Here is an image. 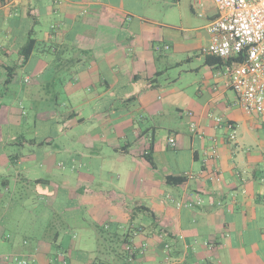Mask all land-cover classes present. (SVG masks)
<instances>
[{
	"label": "crops",
	"instance_id": "1",
	"mask_svg": "<svg viewBox=\"0 0 264 264\" xmlns=\"http://www.w3.org/2000/svg\"><path fill=\"white\" fill-rule=\"evenodd\" d=\"M127 1L0 0V256L121 264L113 242L98 253L79 246L76 233L68 248L63 234L56 240L63 193L101 205L94 225L129 235L133 264H264V115L244 111L230 85L233 62L210 64L201 53L219 16L214 0H201L205 32L190 36L139 16ZM60 107L69 113L58 115ZM210 148L218 158H207ZM37 214L50 216L47 227H32Z\"/></svg>",
	"mask_w": 264,
	"mask_h": 264
},
{
	"label": "built area",
	"instance_id": "2",
	"mask_svg": "<svg viewBox=\"0 0 264 264\" xmlns=\"http://www.w3.org/2000/svg\"><path fill=\"white\" fill-rule=\"evenodd\" d=\"M218 10V18L212 21L208 26V33L211 37V43L203 48L201 53L204 56H214L222 60H232L242 58V62H234L231 74V88L237 94L244 111L248 115H264V0H214ZM192 5L202 6L201 0H192ZM170 47L165 46V50ZM161 48H158L160 51ZM193 116V113H189ZM216 125L223 123L222 118L212 117ZM232 128V126H229ZM190 129L200 138L204 134L199 131L195 122L191 123ZM232 141L236 140L235 134L231 135ZM169 145L173 148L177 146L174 138L169 139ZM207 158H218L216 148L205 150ZM61 166H63L61 164ZM188 179L195 176L187 173ZM212 179L219 180V176ZM203 201L199 199L198 205ZM143 229H137L134 236L142 233ZM184 240V237H180ZM209 246L208 242L204 243ZM147 246V245H146ZM144 246V247H146ZM129 253V263L133 264L136 260V249L132 244L126 246ZM170 246L166 245V251ZM144 253V250L143 252ZM58 259L63 264H67L66 255L59 253ZM38 264L35 259L18 255L0 256V264Z\"/></svg>",
	"mask_w": 264,
	"mask_h": 264
},
{
	"label": "rangeland",
	"instance_id": "3",
	"mask_svg": "<svg viewBox=\"0 0 264 264\" xmlns=\"http://www.w3.org/2000/svg\"><path fill=\"white\" fill-rule=\"evenodd\" d=\"M128 3L132 4L135 11H137L139 16L150 19L151 21L155 22L158 25H171L174 27H178V29H181L186 31V35L190 36L189 32L190 30H197L198 33L205 32L203 29L206 25V18L201 17L200 14L203 12V8L201 6H196L195 10L196 13H194L191 10V3L189 0H183L181 3V8L179 3L175 4L172 0H143V3L137 4L135 1L128 0ZM181 13L184 14V17H181ZM184 19V23L182 24ZM203 29V30H202ZM181 34L180 32H178ZM197 33V32H196ZM193 55H196L193 54ZM170 56V55H169ZM185 66V64H183ZM196 67L199 66V62L196 61L194 63ZM180 70V67L178 68H172L170 69L166 75H164L162 78H159L161 82L164 84L166 82H171L174 77L178 74ZM69 107H60L58 108V115L61 114H67L69 113ZM29 113L31 115L34 114L32 110L29 108ZM88 110H85V115H88ZM32 125H30L29 129L30 132H43L48 133L51 132V130L46 126L44 128L40 127L37 130L31 128ZM59 143V139H56V145ZM57 151V149H56ZM65 163V160L56 153V163ZM84 165V164H83ZM67 166V165H66ZM86 167V165H84ZM81 169L77 172H85L86 168ZM62 167H56V172L61 173ZM76 172V173H77ZM78 197V196H77ZM83 200L85 198L81 197ZM58 201L56 202V209H59L57 212L56 218L61 217L60 219H57L60 223V225L66 226V232L62 233V246L68 248L71 245H74L72 241L73 235L76 233L77 235H80V243L79 246H84L88 249H95L98 247L97 242V236L96 231L94 229V224L97 221L94 217L95 214H103L104 211H101L100 204H92L91 206H85L84 204L78 203V199L76 198L74 200V203L68 202L65 195L62 193L59 198H57ZM43 208V207H42ZM41 208V209H42ZM66 209V210H65ZM39 216V219L37 223L32 227L34 228H43L47 227V223L49 222L50 216L46 218V214H37ZM78 242V241H76ZM91 248H89V247ZM53 247V246H52ZM53 250L56 249V247L52 248ZM10 264H16L14 262H11Z\"/></svg>",
	"mask_w": 264,
	"mask_h": 264
},
{
	"label": "trees",
	"instance_id": "4",
	"mask_svg": "<svg viewBox=\"0 0 264 264\" xmlns=\"http://www.w3.org/2000/svg\"><path fill=\"white\" fill-rule=\"evenodd\" d=\"M34 40H32L29 45H28V50H30L31 52V48L33 47L34 45ZM25 56V59L29 56V52H26L24 54ZM24 59V60H25ZM213 60L215 61H222L221 58H218V57H214V56H210L208 57V63L211 64V62H213ZM243 59L242 58H236V59H232L230 60V62H242ZM147 161L152 165L154 166V160L147 156L146 157ZM183 181H185V178H167V182L169 184H172V185H175V184H179V183H182ZM57 216V215H56ZM61 217L59 218H56V240L60 237V235L65 232L67 229H66V226L65 225H60L59 221L57 219H60ZM62 219V218H61ZM60 219V220H61ZM95 230H96V235H97V242H98V253H101V252H104L107 250V247H106V243H109V242H113L116 244L118 250L116 252V254L118 255L117 257L120 259L121 261V264H129V253L127 252L126 250V246L131 244L130 242V236L129 235H121V234H116L114 233L113 229H110V228H106L105 226L103 225H95ZM104 249L103 250H101Z\"/></svg>",
	"mask_w": 264,
	"mask_h": 264
}]
</instances>
